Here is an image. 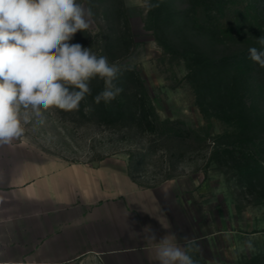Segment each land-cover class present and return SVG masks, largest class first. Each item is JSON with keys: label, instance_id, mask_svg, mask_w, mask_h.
<instances>
[{"label": "rangeland", "instance_id": "obj_1", "mask_svg": "<svg viewBox=\"0 0 264 264\" xmlns=\"http://www.w3.org/2000/svg\"><path fill=\"white\" fill-rule=\"evenodd\" d=\"M256 1L229 0L224 17L216 21L236 24L248 2ZM259 1L264 9V0ZM77 2L94 13L89 41L82 46L98 57H107L119 69L136 72L160 118L172 123L162 128L163 135L134 126L108 125L96 120L87 105L85 116L79 110L53 108L43 112L42 124L34 117L25 126L24 136L0 145V264H102L81 246L72 257L68 242H28L22 230L24 208L5 197L12 163L51 157L68 163H124L137 186L156 191L170 208L178 210L184 205L190 235L200 237L192 241L188 254L195 264H248L251 257L264 254V182L252 184L244 171L226 163L219 142L237 130L212 109L202 110L188 77L187 57L164 46L144 0H122V18L117 17L121 0ZM197 13V23H201L205 12L198 8ZM125 19L132 43L124 55L112 59L111 51L119 48L117 37L127 35ZM69 43H78L76 37ZM259 168L264 169V159ZM8 214H14L15 221L4 220ZM248 239L254 252L244 247ZM107 259L110 264H135L129 255Z\"/></svg>", "mask_w": 264, "mask_h": 264}, {"label": "trees", "instance_id": "obj_2", "mask_svg": "<svg viewBox=\"0 0 264 264\" xmlns=\"http://www.w3.org/2000/svg\"><path fill=\"white\" fill-rule=\"evenodd\" d=\"M151 3H159L150 13L156 19L162 43L188 59V77L202 110L212 109L237 130L225 134L219 142L218 150L226 163L244 171L251 183H263L264 169L259 166L264 159V136L261 135L264 132L261 112L264 67L250 60L248 51L250 47L262 48L258 43V38L264 36V9L260 1L248 2L238 22L227 25L216 20L224 17L229 0H177V5L174 0H151ZM198 8L206 15L201 23L196 19ZM118 9L117 17L122 18V0ZM125 24L127 35L117 37L119 48L111 51L112 59L130 49L132 42L126 19ZM74 36L84 45L89 41L90 32L78 31ZM120 72L115 83L123 92L108 104L103 101L96 104L94 97L105 85L103 80L95 78L90 82L91 95L81 101L79 113L85 116L87 105L95 119L104 124L134 126L163 135L162 128L172 121L160 118L136 72L127 68ZM248 264H264V254L251 257Z\"/></svg>", "mask_w": 264, "mask_h": 264}, {"label": "clouds", "instance_id": "obj_3", "mask_svg": "<svg viewBox=\"0 0 264 264\" xmlns=\"http://www.w3.org/2000/svg\"><path fill=\"white\" fill-rule=\"evenodd\" d=\"M144 7L150 11L159 3L144 0ZM93 15L91 7L77 0H0V145L24 136L34 117L42 124L43 112L78 110L91 95L90 82L95 78L105 87L94 103L108 104L123 92L115 83L121 74L118 66L90 48L69 43L78 31L89 30ZM258 43L262 48L250 47L249 59L264 67V36ZM140 234L144 241L157 243L158 264H195L176 243L175 234L158 240L150 226ZM244 247L255 251L251 239Z\"/></svg>", "mask_w": 264, "mask_h": 264}, {"label": "crops", "instance_id": "obj_4", "mask_svg": "<svg viewBox=\"0 0 264 264\" xmlns=\"http://www.w3.org/2000/svg\"><path fill=\"white\" fill-rule=\"evenodd\" d=\"M122 164L68 163L56 157L12 163L5 197L24 208L22 230L28 242H68L72 257L81 246L102 264H110V255L158 264L157 243L140 234L150 226L158 240L175 234L176 243L189 254V244L200 237L190 235L185 206L168 207L156 191L137 186ZM14 219V214L4 218L8 223Z\"/></svg>", "mask_w": 264, "mask_h": 264}]
</instances>
